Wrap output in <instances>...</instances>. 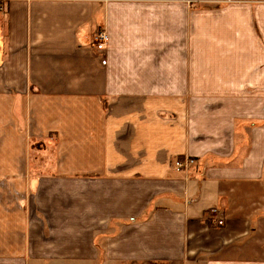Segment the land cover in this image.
I'll return each instance as SVG.
<instances>
[{"label":"crops","instance_id":"obj_1","mask_svg":"<svg viewBox=\"0 0 264 264\" xmlns=\"http://www.w3.org/2000/svg\"><path fill=\"white\" fill-rule=\"evenodd\" d=\"M0 264H264V0H0Z\"/></svg>","mask_w":264,"mask_h":264},{"label":"built area","instance_id":"obj_2","mask_svg":"<svg viewBox=\"0 0 264 264\" xmlns=\"http://www.w3.org/2000/svg\"><path fill=\"white\" fill-rule=\"evenodd\" d=\"M95 41L97 43L96 52L98 54H100V55H104L106 47H107V45L109 43V35H108V33L106 31H98L96 33ZM102 64L103 65L107 64L106 58L102 59ZM192 163H193V160L175 161L174 167L177 170L181 171V170L186 169L188 167V165H190ZM216 213H217L216 210L212 211V214H213V217H214L212 222L217 227H223L225 225V218L221 217L220 215L218 216Z\"/></svg>","mask_w":264,"mask_h":264},{"label":"rangeland","instance_id":"obj_3","mask_svg":"<svg viewBox=\"0 0 264 264\" xmlns=\"http://www.w3.org/2000/svg\"><path fill=\"white\" fill-rule=\"evenodd\" d=\"M194 3H195V5H196V6H198V7H201L202 5H204V4H205V3H203V2H200V1H199V3H197V2H194Z\"/></svg>","mask_w":264,"mask_h":264}]
</instances>
